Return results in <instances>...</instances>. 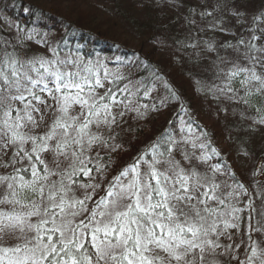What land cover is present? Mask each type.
<instances>
[{"label":"snow or ice","instance_id":"1","mask_svg":"<svg viewBox=\"0 0 264 264\" xmlns=\"http://www.w3.org/2000/svg\"><path fill=\"white\" fill-rule=\"evenodd\" d=\"M225 3L214 0L201 17ZM259 31L224 45L235 50V61L218 57L224 67L217 65L216 78L227 83L217 90L248 108L254 92L264 98ZM50 51L53 59H25L0 40V264H264V189L254 185L253 197L230 167L201 170L195 161L207 164V144L196 156L181 147L188 139L164 133L145 150L151 159L141 153L107 180L111 160L96 150L121 147L109 141L119 136L125 110L143 113L117 91L136 93L128 85L105 89L110 74H98L102 65ZM258 102L253 120L264 125V99ZM211 155L219 153L213 148ZM224 174L232 184L219 179Z\"/></svg>","mask_w":264,"mask_h":264},{"label":"trees","instance_id":"2","mask_svg":"<svg viewBox=\"0 0 264 264\" xmlns=\"http://www.w3.org/2000/svg\"><path fill=\"white\" fill-rule=\"evenodd\" d=\"M160 1L162 2L158 3L156 0L153 4L148 2L149 4L136 6L146 8L167 2L166 4L172 6L173 10L167 11L168 15L160 12V15L152 18L154 22L149 18L142 21L139 27L142 30L130 33L131 30L119 18L114 17L106 6L88 3L90 2L88 0H0V40L10 41L25 59L34 55L53 59L54 54L50 49H55L61 59L78 58L84 64L102 65L98 74L103 77L105 70L110 74L109 79L104 81L105 89L111 86L115 91L128 85L129 89L136 93L133 97H128L127 93L117 91V97L121 100L127 98L133 108L141 106L140 111L143 115L138 117L135 111L125 110L126 114L121 118L123 122L116 128L119 136L115 141H109L110 144H120L121 147L110 154L103 150L104 154H101L105 161L111 160L108 175L115 176L141 153H144L145 159H151V152L145 150L164 133L165 139L169 135L177 140L181 137L188 139L189 143H182L181 147L186 148L189 153H195L196 156L201 155L198 145L207 144L204 150L210 154L207 164L195 161L201 170L213 164H220L221 168L230 167L240 182L253 185L256 181L253 176L250 182L243 180L232 166L229 156L222 151L220 145L223 142L226 145L229 143L225 129L222 130L223 122H219L218 107L213 103L211 111V105L206 106L205 102H211L213 99L208 98L214 97L217 89L227 82L222 79L223 77L216 78L217 65L224 67L218 57L226 58L229 62L237 59L235 50L224 45H236L240 38L247 40L253 30L257 36L261 35L259 30L264 28L262 16L264 0H226L223 8L205 17H201L200 13L211 12L214 0H205L206 2H201L202 4H196L197 0ZM85 5L95 6V11L101 14L105 21L101 22V17L95 16L92 12L91 16L88 15L85 8H82ZM180 7L184 8V13ZM233 11H239L242 15L237 17L232 14ZM254 17L261 18L254 21ZM218 23H223L227 32L221 33L219 38L213 40L211 30L215 27L212 25L217 26ZM132 35L139 39L144 46L143 49L147 51L136 50L135 45L133 46L135 48H131L129 43L121 42V36ZM260 42L264 43V40ZM150 43L158 45L159 48H147ZM208 44H212L214 50L210 51ZM12 50V47L8 48V51ZM240 50L243 52V46ZM157 54L166 57L163 64L155 61ZM198 54L203 56L197 71ZM190 64L193 71L189 69ZM117 76L123 79L115 81ZM109 81L115 82L110 85ZM233 87L238 88V83L233 84ZM137 88L139 92H136ZM149 89L151 91L145 96V91ZM98 91L103 93V90ZM254 93L248 97L252 104L251 108L243 103L248 111L262 106L258 101L264 98ZM199 95L202 96V101H199ZM238 95L242 96L243 91L238 92ZM199 102H202L206 111L197 107L201 105ZM144 105L147 108H144ZM120 110H124L122 106ZM154 116H157L155 120L158 121V125L156 129L146 131L152 133L146 136L143 133L146 123L141 121L151 120L150 118ZM192 142L197 144L196 148L192 147ZM213 148L219 153L218 156L211 155ZM229 154L233 158L231 152ZM255 155H260L262 157L260 159L264 160L263 154ZM176 159L182 160L178 152ZM224 175L228 177L227 174ZM230 181L232 184L233 180ZM248 185L246 187H249ZM246 199L247 197H243L242 201ZM253 238L258 237L253 235Z\"/></svg>","mask_w":264,"mask_h":264},{"label":"rangeland","instance_id":"3","mask_svg":"<svg viewBox=\"0 0 264 264\" xmlns=\"http://www.w3.org/2000/svg\"><path fill=\"white\" fill-rule=\"evenodd\" d=\"M83 1V0H81ZM90 2L88 3H97L101 4L107 7L109 12L114 16L120 19V21L129 29L131 30L130 33L138 32L142 30L140 27V24L142 21L147 20L148 18L151 19L154 18V16L160 15V12H165L166 14L168 13L167 11L171 12L173 10L172 6L163 3V4H158L157 6L153 7H146L142 8L139 6H136L137 4H142L143 3H148L153 4L156 2V0H88ZM194 1V0H193ZM162 1L158 0V3H161ZM170 2V0H168ZM196 4H200L201 2H206L205 0H197L195 1ZM201 3V4H202ZM149 4V3H148ZM82 8H85V12L91 16L92 12L95 16L101 17V22H104V18L101 14H98L95 10V6H89L85 5ZM243 9V8H242ZM242 9H239L240 11ZM180 10L182 13L185 12L183 7H180ZM88 11V12H87ZM176 11V10H175ZM144 15V16H143ZM149 15V17H145ZM152 15V16H151ZM168 15V14H167ZM4 21V20H3ZM154 22V20L152 21ZM220 32H218L217 31ZM212 31V36L213 40L214 38L217 39L219 38V35L221 33L227 32L225 30V26L223 23H218L217 26H215ZM130 37V36H129ZM126 36H121V42L122 43H129L131 48L134 45L136 46V50H141L144 48L143 44L135 37V35H132L130 38ZM147 48H156L158 49V45L154 46V43L148 44ZM190 46V45H189ZM193 48V46H190ZM141 51H147L145 49ZM214 54L212 53L211 56ZM203 54H198L197 59H196V70H199V67L201 66L200 60L202 59ZM164 60H166V57H162L161 55L157 54L155 57V61L159 62L160 64L164 63ZM189 68L190 70L193 71L192 69V64H190ZM178 75H180L177 72ZM181 79V78H180ZM223 79V78H222ZM227 83V82H226ZM202 85V84H201ZM204 86V85H202ZM255 94V93H254ZM231 95V94H229ZM214 97H209V100H212L211 102H205L206 106L211 105V111L213 110L212 104L215 103L217 105L218 109V117H219V122H223L222 125V130L225 129V134L228 137V143H222L220 147L222 148V151L224 152L225 155H228L231 162L232 166L234 167L235 171L238 173V175L245 180L246 182L251 181V176L256 180L253 185H248L245 182L246 186L248 185L249 187L248 190L250 193H252L253 197L256 196L257 192V187L254 185H259L261 189H264V175L261 173H264V160H261L262 158L260 155H255V153H261L264 155V125H261L259 123H254L253 118L258 119L257 112L256 110L253 111H248L247 109L244 108V104L240 103L236 99H228L226 98L225 95L221 94L219 91L215 94H213ZM194 99V98H193ZM196 99V97H195ZM199 101H202V96L199 95ZM201 105L197 106L199 109L206 111L205 108H203L202 102H199ZM243 114V115H242ZM157 116H154L153 118H150L151 120H142L141 123H146V127L143 133L146 134H152V133H147L146 131L156 129V125H158V121H156ZM215 117V116H214ZM221 125H219L218 128H220ZM116 131V129H115ZM142 133V134H143ZM141 134V135H142ZM146 136L144 137V140L146 139ZM99 151L100 155L104 154L103 150H96ZM96 151H94L92 154L96 155ZM108 151V150H105ZM231 152L232 156L229 154ZM253 173H256L254 176ZM221 181H226L228 184H230V179L226 175L220 176ZM82 179L87 180V177H82ZM112 175H107V180H111ZM244 201H242L243 203ZM255 203L257 206L260 205V200L256 199ZM236 242H239V237H237ZM241 252V249H239Z\"/></svg>","mask_w":264,"mask_h":264}]
</instances>
